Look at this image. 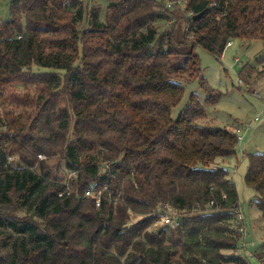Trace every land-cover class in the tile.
<instances>
[{
    "label": "trees",
    "instance_id": "1",
    "mask_svg": "<svg viewBox=\"0 0 264 264\" xmlns=\"http://www.w3.org/2000/svg\"><path fill=\"white\" fill-rule=\"evenodd\" d=\"M232 39L264 41V0H110L105 20L83 0H10L0 22V264H264V244L255 255L247 240L250 254L240 252L226 164L241 126L207 118L223 93L197 50L219 59ZM192 80L205 98L192 93L175 117ZM40 154L62 155L71 183ZM244 157L264 218V152ZM93 184L106 186L100 206L86 196ZM168 205L181 225L153 228Z\"/></svg>",
    "mask_w": 264,
    "mask_h": 264
},
{
    "label": "rangeland",
    "instance_id": "2",
    "mask_svg": "<svg viewBox=\"0 0 264 264\" xmlns=\"http://www.w3.org/2000/svg\"><path fill=\"white\" fill-rule=\"evenodd\" d=\"M109 1L83 0V3L86 7L88 2L90 7L98 6L100 18L105 20ZM9 16L10 0H0V22L8 19ZM170 22H166L167 25H170ZM232 41L233 44L226 47L219 59L202 47L197 50L208 83L223 93L217 103L207 104V118L219 126L237 122L242 128L243 138L237 145V153L226 166L230 177L236 182L240 202L249 223L247 240L252 241V247L248 245V248L256 252V255L263 250L264 218L254 202V190L245 182L248 160L244 157V152H264V41L241 39H232ZM237 58L239 61H236ZM192 93H196L203 100L205 98L198 80L185 84V94L181 103L173 109V116L176 117L185 108ZM256 117L259 119L256 120ZM39 158L46 159L53 173L61 176L63 181L71 183L73 173L66 169L62 155L57 154L48 158L40 154ZM13 159L18 160L17 157ZM157 227L159 226H153V228ZM250 259L252 264H260L257 258Z\"/></svg>",
    "mask_w": 264,
    "mask_h": 264
},
{
    "label": "built area",
    "instance_id": "3",
    "mask_svg": "<svg viewBox=\"0 0 264 264\" xmlns=\"http://www.w3.org/2000/svg\"><path fill=\"white\" fill-rule=\"evenodd\" d=\"M183 0H167V4L169 7H172L175 5V3H181ZM233 44V41H229L227 43V46H231ZM236 61H239L237 58ZM242 82V80H240ZM256 95L259 96V93L256 92ZM256 120L259 119V117L255 118ZM251 124V123H249ZM241 129H239V132H241ZM240 138L242 140L243 135H240ZM42 157V156H41ZM216 167V166H213ZM106 186L103 189H98L96 185H91L87 190H86V196L92 197L95 199L96 205L100 206L102 203V198H103V191L105 190ZM234 218L236 223L239 225V233H241L243 236L241 238V245L242 249L240 250L241 253L243 254H249V250L247 248V236H248V228L246 226V221H247V216L245 214L244 208L241 204V202L238 204V206L234 209ZM184 214L179 212L176 208L172 206H166L165 210L160 213L159 219L156 221L155 225L156 226H168L171 229H176L181 225V220L183 218ZM254 244V243H253Z\"/></svg>",
    "mask_w": 264,
    "mask_h": 264
},
{
    "label": "water",
    "instance_id": "4",
    "mask_svg": "<svg viewBox=\"0 0 264 264\" xmlns=\"http://www.w3.org/2000/svg\"><path fill=\"white\" fill-rule=\"evenodd\" d=\"M202 14H203V12H202V13H199V14H197V15H195L194 19L200 17Z\"/></svg>",
    "mask_w": 264,
    "mask_h": 264
}]
</instances>
